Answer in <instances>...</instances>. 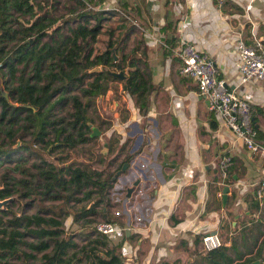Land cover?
Here are the masks:
<instances>
[{
	"label": "crops",
	"instance_id": "crops-1",
	"mask_svg": "<svg viewBox=\"0 0 264 264\" xmlns=\"http://www.w3.org/2000/svg\"><path fill=\"white\" fill-rule=\"evenodd\" d=\"M124 1L128 9L133 3L140 12L133 11V21L114 15L111 39L124 36V52L139 44L136 54L147 62L153 89L147 111H139L130 99L121 121L96 137L108 144L113 156L118 154L116 167L126 155L132 156L111 196L109 214L124 229L109 237L110 245L120 244L123 264H213L219 258L202 250L199 237L217 231L226 253L234 257L230 246L235 243L241 249L245 226L251 243L252 235L261 238L264 233L259 216L264 201L256 199L264 156L248 151L209 110L196 84L180 74L176 51L178 40L184 38L214 61L217 77L253 108L264 145V83H240L235 45L239 35L248 44L259 40L264 45V0H223L221 6L218 0H102L98 7L120 10ZM170 1L166 11L164 5ZM107 19L101 25L113 18ZM168 24L176 31L170 27L169 42H163ZM119 56L117 51L115 58ZM223 156L231 158L225 204L217 196L219 191L223 195L224 187L216 181Z\"/></svg>",
	"mask_w": 264,
	"mask_h": 264
},
{
	"label": "trees",
	"instance_id": "trees-1",
	"mask_svg": "<svg viewBox=\"0 0 264 264\" xmlns=\"http://www.w3.org/2000/svg\"><path fill=\"white\" fill-rule=\"evenodd\" d=\"M71 1L73 5L65 0L63 7L67 6V10L58 13L61 0H0V168L4 162L11 166L0 173V200L14 197L15 201H25L27 206H32L37 195L42 199L60 198L66 204L88 201L73 216V221H80L82 228L74 234L66 233L64 220L69 214L55 212L54 208L39 206L32 213H19L6 206L0 211V264H123L120 244L110 245L109 237L92 226L100 212L106 214L105 220L120 226L122 223L109 213L98 211L96 208L103 203V198L95 199L94 195L111 189L113 175L132 156L126 155L115 171L105 175L101 170H93L89 163L61 165L38 154L39 162L28 164L30 155L34 154L30 148L33 143L51 152L64 147L75 149L94 140L88 125L94 126V122L88 112L96 98H102L108 91V80L122 82L124 93L139 111L149 109L153 85L151 74L146 70L147 62L136 54L139 44L124 52L122 36L119 40L108 39L105 49L95 55L91 48L101 33L102 20L109 18L106 14L120 13L99 9L102 0ZM87 3L97 5L96 11ZM118 6L131 21L135 20L133 11L140 12L133 3V10L128 9L126 1ZM169 6L171 1L164 5L166 11ZM166 19L173 21L169 14ZM72 22H75L73 27ZM65 25L68 26L63 31ZM170 27L176 31L173 24L164 26L165 38L161 41L169 42L168 33L173 32ZM127 33L128 29L124 35ZM255 42L245 41L248 45ZM117 51L120 56L116 60ZM96 66L101 70L90 72ZM125 67L128 71L123 72V80L108 73L109 68L123 71ZM57 104L69 105L68 119L54 117ZM254 110L259 111L256 107ZM253 125L259 141L261 130L255 119ZM18 140L21 144L15 148L13 145ZM117 156L108 164L113 165ZM67 158V155L60 157ZM229 177L228 173L225 184ZM253 201L258 208V201ZM201 238L202 250L220 260L212 261L213 264H231L241 259L242 252L235 243L230 246L234 250L231 257L223 242L216 250H204ZM256 241L257 237L252 235L248 251Z\"/></svg>",
	"mask_w": 264,
	"mask_h": 264
},
{
	"label": "built area",
	"instance_id": "built-area-1",
	"mask_svg": "<svg viewBox=\"0 0 264 264\" xmlns=\"http://www.w3.org/2000/svg\"><path fill=\"white\" fill-rule=\"evenodd\" d=\"M222 4L223 0H218V6ZM122 14L128 17L124 12ZM235 45L239 56L237 68L240 83L245 84L252 80L264 83V48L261 42L258 40L255 45H248L239 35ZM176 55L182 63L180 74L196 84L199 94L208 101L209 110L222 120L225 127L248 151L264 156V145L257 140V130L253 125V111L249 102L233 90H229L224 80L217 77L214 61L184 38L178 40ZM230 164L229 156H223L219 160L221 185H225ZM217 194L221 197L222 191ZM256 195L260 203L264 201V178L258 184ZM95 229L98 233L110 237L124 228L114 221L103 219L96 224ZM201 242L206 251L216 250L222 245L217 231L202 235Z\"/></svg>",
	"mask_w": 264,
	"mask_h": 264
},
{
	"label": "rangeland",
	"instance_id": "rangeland-1",
	"mask_svg": "<svg viewBox=\"0 0 264 264\" xmlns=\"http://www.w3.org/2000/svg\"><path fill=\"white\" fill-rule=\"evenodd\" d=\"M62 4L60 7V11L58 13H64L67 10V6L63 7V2L65 0H61ZM72 5L74 4L73 1L70 0ZM88 2V1H87ZM87 6L89 5V8L93 9L96 11V6L93 3H87ZM110 10H116V9H111L113 7H109ZM119 11V13L123 16L122 11ZM110 11H108L109 13ZM107 17H109L107 20H112L111 21H106L101 27V33L98 35L97 40L91 44V48L93 50L94 55L97 53H100L105 49V46L108 42L109 33L114 35L115 29L113 28L112 25L115 24V18L113 17L114 14H106ZM120 19V16H118ZM94 22H91V24ZM68 25L63 26V31H66ZM70 26H75V22L70 23ZM124 48L126 47V44L123 43ZM118 58H116L117 60ZM101 69V68H100ZM110 72H116L119 73L121 70H118L117 68H109ZM128 68L125 67V69L122 71L125 74L127 73ZM131 105V100L129 96L124 93L123 87H122V82L118 80H108V91L102 96V98H96L95 103L90 107L88 115L93 119L94 122V127L98 128L100 131H106L110 127H112V124H116V122H120L121 119L127 114V109L128 106ZM70 111L69 105H55L54 108V117H64L68 119V112ZM92 125V124H91ZM99 136V135H98ZM97 137V136H96ZM94 138L93 141L90 143H86L84 145H80L76 147L75 149H68L67 147L64 148H58L53 151H46L47 149H42L39 144L33 143V145H29L31 150L33 151L34 154H31L29 157V162L28 164H31L33 162H39V156L46 158L47 160L56 162L58 164H65V165H71L74 164L75 166H83L86 163H89L90 167L93 168V170H101L103 175H105L109 171H115L116 165L115 163L113 165L108 164V161L113 157L114 154L110 153L108 150L106 153H103L104 149V140L101 142L97 140V138ZM51 140H53L52 136L50 137ZM105 139V138H103ZM19 145L17 143L13 145L15 148H18L20 146V140ZM17 141V142H18ZM22 154L25 156L24 152ZM39 156H36V155ZM100 155L106 156V158H102ZM67 155V159H60V157H65ZM59 157V158H58ZM102 158V162H100V159ZM27 164V165H28ZM11 166H8L6 162L3 163L2 168H0V173H2L4 170L10 168ZM113 189H110L107 193L102 190V193H96L94 195V198L96 199L97 197H106L108 200H111L110 194ZM79 196V195H78ZM106 199V200H107ZM107 200V202H108ZM13 197L12 201L7 205L9 208L21 213V212H27V213H32L36 210L37 207L39 206H45L47 208H54L55 212L59 213H65L67 212L69 216L66 217L64 220V227H65V232L66 233H75L80 231L82 228L81 222H74L73 221V216L77 214L79 208H81L83 205H86V201H82L79 203H69L66 204L62 201L60 198H49L46 196V198H41L39 195L35 197V201L33 202L32 206H27L25 201H19L16 199V201ZM91 204V203H90ZM101 206H105L103 204H100L96 209L101 211ZM110 203L108 206V213L111 212L113 214V211L109 209ZM104 210V209H103ZM262 211L260 212L259 216L264 219V207L261 209ZM106 212V211H104ZM96 223H94L92 226H96L97 223H99L102 218V212L100 214H97L96 216ZM262 227V226H261ZM248 228L245 226L243 228L244 230ZM264 229V224L263 227ZM260 239V237H259ZM79 243L80 240L77 239ZM250 247V246H249ZM241 250V249H240ZM252 250V248H251ZM242 252V251H241Z\"/></svg>",
	"mask_w": 264,
	"mask_h": 264
},
{
	"label": "flooded vegetation",
	"instance_id": "flooded-vegetation-1",
	"mask_svg": "<svg viewBox=\"0 0 264 264\" xmlns=\"http://www.w3.org/2000/svg\"><path fill=\"white\" fill-rule=\"evenodd\" d=\"M93 127L94 126L91 125V127H90L91 128V132H92V128ZM116 172H115V174H116ZM122 173H125V172H121L120 174H117L116 177H115V179L112 180V187H111V189H114V184L116 183V181L118 180V178L122 175ZM114 193H116L115 190H112L111 191V194H110V197ZM106 199H107L106 197L105 198L103 197V203L102 204L105 205V206H101L100 208L106 209L108 211V208L106 206H108L109 203L111 205L112 201L107 199L108 200V202H107ZM110 208H111V206L109 207V209ZM247 229L248 228L245 229V235H246V237H245V240L243 241V244H242V247H241V251H242V255H241L242 262H241V264H252V263L257 262V261H260L258 264H264V233L262 234V237L260 239H258L259 236L257 237L256 244L253 246V248H252L251 251H248V248L251 245V242L247 238V236H248V230Z\"/></svg>",
	"mask_w": 264,
	"mask_h": 264
},
{
	"label": "water",
	"instance_id": "water-1",
	"mask_svg": "<svg viewBox=\"0 0 264 264\" xmlns=\"http://www.w3.org/2000/svg\"><path fill=\"white\" fill-rule=\"evenodd\" d=\"M100 70H101V69H100V66H96L95 68L91 69L90 72L100 71ZM108 73H110L111 75H113V76H115V77H118V78L121 79V80L124 79V74H123L122 71H120L119 73H116V72H110V71H109ZM4 95L6 96L5 93H4ZM88 125H89V127H91V124H90V123H88ZM99 134H100L99 129L96 128V127H93L90 136H91V137H96V136H98ZM17 145H19V141L17 142ZM107 146H108V144L105 143V144H104V149H103V151H102L103 153H106V152H107ZM126 167H127V163H124V164L122 165L121 169L118 170V171L116 172V174L112 177V180L115 179V177H116L117 174H120L121 172L125 171V170H126ZM1 187H2V186H0V188H1ZM129 190H130V189H129ZM227 192H228V186H224V188H223V195H222V201H223L224 204H225V202H226V193H227ZM100 193H102V190H100ZM12 199H13V197H7V198H5V199L0 200V211H1V210H4L5 207H6V206L12 201ZM103 211H105V210H103ZM103 216H104V218H106V214H105V213L103 214ZM259 262H260V261H257V262H254V263H252V264H258Z\"/></svg>",
	"mask_w": 264,
	"mask_h": 264
}]
</instances>
